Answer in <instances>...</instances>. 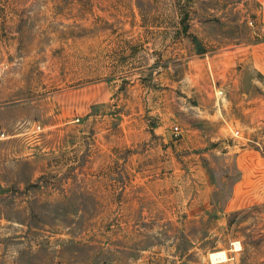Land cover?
<instances>
[{"label": "rangeland", "instance_id": "374dc122", "mask_svg": "<svg viewBox=\"0 0 264 264\" xmlns=\"http://www.w3.org/2000/svg\"><path fill=\"white\" fill-rule=\"evenodd\" d=\"M239 3L0 0V264H264V97L218 88Z\"/></svg>", "mask_w": 264, "mask_h": 264}, {"label": "crops", "instance_id": "0c3cea01", "mask_svg": "<svg viewBox=\"0 0 264 264\" xmlns=\"http://www.w3.org/2000/svg\"><path fill=\"white\" fill-rule=\"evenodd\" d=\"M239 2V16L244 19L254 17L256 26H247L248 34L226 48L232 52L231 59H220L222 65L221 63L217 65L219 70L220 67L223 69V79L219 80L218 88H222L229 105L225 116L227 118L239 114L254 115L255 100L264 97L261 92L264 90V0H239ZM248 23L251 24L250 21ZM193 75L195 71L192 73L191 69L190 78ZM204 78L206 81L201 80V87H208L210 83L208 73ZM205 82L207 84L204 85ZM198 92L201 95L202 92ZM243 123L247 127L252 124L245 120Z\"/></svg>", "mask_w": 264, "mask_h": 264}, {"label": "bare ground", "instance_id": "6f19581e", "mask_svg": "<svg viewBox=\"0 0 264 264\" xmlns=\"http://www.w3.org/2000/svg\"><path fill=\"white\" fill-rule=\"evenodd\" d=\"M222 252V254H223V257H221V256H219L218 254L219 253H221ZM217 257H216V256ZM214 256V257H213ZM209 257H210V259L213 261V262H220V261H226L228 258H227V255H226V253L224 252V251H214V252H211L210 254H209Z\"/></svg>", "mask_w": 264, "mask_h": 264}, {"label": "built area", "instance_id": "2783aa9c", "mask_svg": "<svg viewBox=\"0 0 264 264\" xmlns=\"http://www.w3.org/2000/svg\"><path fill=\"white\" fill-rule=\"evenodd\" d=\"M219 93H221V92L219 91ZM174 129H175V131H177V127L176 126L174 127Z\"/></svg>", "mask_w": 264, "mask_h": 264}]
</instances>
